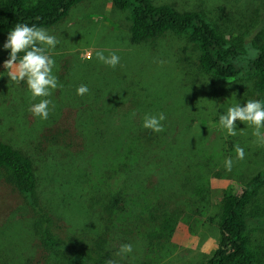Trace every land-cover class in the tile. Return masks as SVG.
Masks as SVG:
<instances>
[{
  "label": "rangeland",
  "instance_id": "374dc122",
  "mask_svg": "<svg viewBox=\"0 0 264 264\" xmlns=\"http://www.w3.org/2000/svg\"><path fill=\"white\" fill-rule=\"evenodd\" d=\"M151 2L202 12L232 43L264 41V0ZM128 27L127 12L109 0H83L44 28L57 40L46 48L57 87L31 100L23 80L0 76V140L32 160L35 207L48 210L60 241L77 238L89 248L101 238L109 264H200L217 243L223 194L264 170V146L252 127L236 120V134L227 135L218 126L228 106L255 99L253 79L214 82L198 68L197 51L184 36L167 32L153 45H133ZM6 35L0 36V72ZM96 51L115 53L119 62L110 67ZM80 85L88 90L77 95ZM40 99L50 101L47 119L28 110ZM158 113L165 117L161 131L141 126L145 114ZM93 116L102 120V135L88 124ZM234 145L244 149L243 159ZM114 196L120 202L110 208ZM255 208L264 209V184L246 210ZM33 210L0 173V226L11 221L0 228V264L22 254L38 264L48 251L32 228ZM263 232L259 218H250L247 237L261 255L257 264H264ZM122 244L132 251L120 253ZM62 255L80 260L75 251ZM47 264L59 263L52 256Z\"/></svg>",
  "mask_w": 264,
  "mask_h": 264
},
{
  "label": "trees",
  "instance_id": "16d2710c",
  "mask_svg": "<svg viewBox=\"0 0 264 264\" xmlns=\"http://www.w3.org/2000/svg\"><path fill=\"white\" fill-rule=\"evenodd\" d=\"M80 1L83 0H0V36L7 34L17 23L51 27L61 21L70 8ZM109 1L115 8L127 12L130 44L153 45L156 39L167 32L182 35L197 51L198 68L209 75L212 81L227 83L242 75L250 76L253 79L255 99L264 103L263 40L257 38L250 44L240 45L232 43L197 10H177L168 4H154L151 0ZM7 53L8 50L4 54L5 59L8 58ZM22 54L17 53V56ZM101 123L102 120L97 116L88 119V124L97 135H102L99 128ZM0 173L2 182L9 185L34 209L32 228L39 242L48 250L41 254L38 264H47L52 256L59 264H109L107 254L103 253L101 238H97L89 248L81 247L77 238L69 239V245L57 239L48 210L42 211L35 207L37 178L32 160L21 149L1 140ZM263 184L264 170L253 175L238 190L223 194L216 221L217 243L200 264L259 262L261 255L250 246L247 231L250 218H259L264 227V209L255 208L250 212L246 209ZM118 202L120 196L112 197L110 208ZM8 223H3L0 228L4 225L6 227ZM72 251H75L80 260L62 255L63 252ZM13 260L17 264H33L34 258L22 254L21 258L11 257L4 264H10Z\"/></svg>",
  "mask_w": 264,
  "mask_h": 264
},
{
  "label": "clouds",
  "instance_id": "9594fccd",
  "mask_svg": "<svg viewBox=\"0 0 264 264\" xmlns=\"http://www.w3.org/2000/svg\"><path fill=\"white\" fill-rule=\"evenodd\" d=\"M56 44V38L48 34L46 29L35 24L17 23L7 31L2 46L8 50V58L3 61V71L0 72V76L6 75L8 80L14 83L23 80L31 100H36L37 97H48L50 90L57 87V80L52 72L54 60L47 53L46 48H54ZM17 53L23 54L18 57ZM90 57L91 54L86 52L84 58ZM95 57L110 67H115L119 62V57L115 53L105 56L103 52L96 51ZM87 90L85 85H80L76 88V94L82 95ZM49 103L48 99H40L38 102L30 103L28 110L33 116L47 119ZM164 119L163 113L145 114L141 126L159 132L162 130L161 121ZM236 120L252 127V135L256 137V143L264 146V134L260 131L264 127V103L260 100L248 99L244 101L243 105L240 102L232 104L223 110L222 114H219L218 126L227 135H235L236 125L234 122ZM234 151L237 159L244 158V149L239 145H234ZM224 167L226 171H231L232 160L226 158ZM119 251L120 253H130L132 246L122 244Z\"/></svg>",
  "mask_w": 264,
  "mask_h": 264
}]
</instances>
